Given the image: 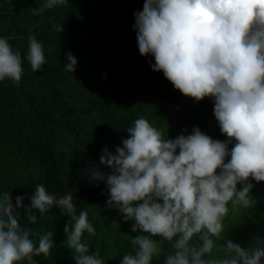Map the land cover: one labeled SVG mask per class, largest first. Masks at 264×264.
I'll list each match as a JSON object with an SVG mask.
<instances>
[{
    "label": "clouds",
    "instance_id": "9594fccd",
    "mask_svg": "<svg viewBox=\"0 0 264 264\" xmlns=\"http://www.w3.org/2000/svg\"><path fill=\"white\" fill-rule=\"evenodd\" d=\"M67 2L46 0L43 9ZM134 18L140 55L153 56V71L163 72L184 96L196 102L211 98L227 140H215L198 127L168 139L141 117L127 128L129 137L115 154L105 149L100 163L115 171L94 167L90 180L105 181L108 205L118 208L124 221L135 222L131 232L147 234L133 237L135 254L124 255L120 264H152L161 252L153 237L171 244L164 264H262L264 247L245 249L227 238L224 258L212 253L229 205L233 211L252 207L251 181L264 182V0H144ZM56 30L63 32L62 25ZM28 45L27 61L38 71L45 63L44 46L32 35ZM66 58L64 68L73 73L77 59L70 52ZM23 73L20 51L0 38V81L18 85ZM22 200L17 196L14 207L11 194L0 193V264H37L34 257L47 258L53 249L52 232L37 241L21 225L16 209ZM53 205L71 216V230L66 225L64 231L76 264H105L82 243L83 235L95 236L96 229L86 210L76 215L71 193L57 197L37 184L27 208L29 224L37 221L31 210L44 214Z\"/></svg>",
    "mask_w": 264,
    "mask_h": 264
},
{
    "label": "trees",
    "instance_id": "16d2710c",
    "mask_svg": "<svg viewBox=\"0 0 264 264\" xmlns=\"http://www.w3.org/2000/svg\"><path fill=\"white\" fill-rule=\"evenodd\" d=\"M44 3L0 0V38L20 51L24 68L18 85L0 81V193H10L14 207L16 197H23V207L16 211L21 225L32 230V239L53 233L50 256L34 257L37 264H76L64 231L66 225L71 230L69 214L53 205L44 214L31 210L37 221H27L37 184L57 197L71 193L76 215L86 210L96 229L95 236L82 237L89 254L98 252L105 264H120L124 255L135 254L133 237L147 234L131 232L135 222L124 221L118 208L108 205L105 181L90 180L94 167L105 174L115 171L100 163L105 149L115 154L129 137L127 128L141 117L168 139L197 127L215 140L227 137L211 98L196 102L184 96L163 72L153 71V56L140 55L133 25L144 0H68L51 9H43ZM36 8L43 9L40 15L33 14ZM60 25L61 33L56 30ZM30 35L44 46L45 63L38 71L26 58ZM69 52L77 59L73 73L64 68ZM251 183L256 204L235 211L229 205L212 258H224L226 238L245 249L264 247V182ZM153 239L161 252L152 264H164L171 244Z\"/></svg>",
    "mask_w": 264,
    "mask_h": 264
}]
</instances>
